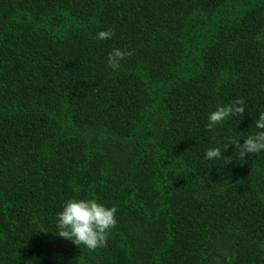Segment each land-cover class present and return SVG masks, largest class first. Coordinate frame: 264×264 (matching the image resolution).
<instances>
[{
    "label": "trees",
    "instance_id": "obj_1",
    "mask_svg": "<svg viewBox=\"0 0 264 264\" xmlns=\"http://www.w3.org/2000/svg\"><path fill=\"white\" fill-rule=\"evenodd\" d=\"M262 112L264 0H0V264H264V151L224 147ZM70 199L106 247L56 234Z\"/></svg>",
    "mask_w": 264,
    "mask_h": 264
},
{
    "label": "clouds",
    "instance_id": "obj_2",
    "mask_svg": "<svg viewBox=\"0 0 264 264\" xmlns=\"http://www.w3.org/2000/svg\"><path fill=\"white\" fill-rule=\"evenodd\" d=\"M115 31L98 32L95 37L97 40L111 39ZM260 40V37H257ZM132 50L113 49L107 56V65L113 71H118L120 62L132 56ZM245 100L238 98L226 106L218 105L216 110L208 116L206 130L212 131L217 125L223 124L230 117H241L245 113ZM258 130L255 134L247 136L243 144L240 140L233 139L224 147L228 149L229 145H235V151L241 159L264 151V112L260 113L259 119L254 122ZM222 157L219 147L210 148L205 153L206 160L220 159ZM117 209L105 207L95 199L87 200H68L63 210L58 213L57 235L65 240L71 241L75 246H83L89 251H95L98 248L106 247L111 231L116 227L117 221L115 214Z\"/></svg>",
    "mask_w": 264,
    "mask_h": 264
}]
</instances>
